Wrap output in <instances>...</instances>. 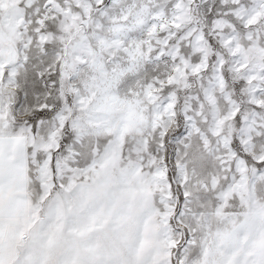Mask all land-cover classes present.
I'll use <instances>...</instances> for the list:
<instances>
[{
  "label": "snow or ice",
  "instance_id": "1",
  "mask_svg": "<svg viewBox=\"0 0 264 264\" xmlns=\"http://www.w3.org/2000/svg\"><path fill=\"white\" fill-rule=\"evenodd\" d=\"M0 264H264V0H0Z\"/></svg>",
  "mask_w": 264,
  "mask_h": 264
}]
</instances>
